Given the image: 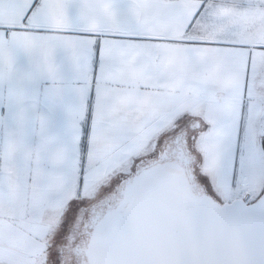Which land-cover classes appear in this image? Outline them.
I'll return each instance as SVG.
<instances>
[{"label": "crops", "instance_id": "obj_1", "mask_svg": "<svg viewBox=\"0 0 264 264\" xmlns=\"http://www.w3.org/2000/svg\"><path fill=\"white\" fill-rule=\"evenodd\" d=\"M262 55L264 0H0V245L48 236L85 159L126 167L135 122L187 118L205 192L255 201Z\"/></svg>", "mask_w": 264, "mask_h": 264}, {"label": "water", "instance_id": "obj_2", "mask_svg": "<svg viewBox=\"0 0 264 264\" xmlns=\"http://www.w3.org/2000/svg\"><path fill=\"white\" fill-rule=\"evenodd\" d=\"M124 196L99 221L91 264H264V194L209 202L171 158L140 171Z\"/></svg>", "mask_w": 264, "mask_h": 264}, {"label": "rangeland", "instance_id": "obj_3", "mask_svg": "<svg viewBox=\"0 0 264 264\" xmlns=\"http://www.w3.org/2000/svg\"><path fill=\"white\" fill-rule=\"evenodd\" d=\"M139 126L140 123L135 122L132 128V161L126 167L105 170L106 168L101 169L98 166V160L93 158L85 159L81 163V166H84L82 181L84 182L83 189L85 194L79 191L74 193L66 200V207L61 212H55L52 222L47 223L46 229L44 228L48 234L46 238L39 239L37 237L30 241H28L29 238L27 237L22 238V240H5L0 245V264H75L74 257L77 255V245L86 246L85 243L81 242L87 240L88 236L84 231L86 232L88 229L92 218L96 214L101 215L105 211H108V214L114 213L122 207L125 202L123 193L127 184L132 182L130 178L144 165L148 167V165L156 163L154 159H156L159 153V146L164 139L171 137L170 139H173V141L168 140L165 147H169L172 142H175L184 151L185 158H189L187 145L192 137L197 134L198 128L191 127V122L189 125L191 128H189L187 118L185 120L182 117L180 122H175L172 125L174 127L171 126L166 129H142ZM85 129L84 145L87 148V143L91 139L93 130L92 128ZM258 147L260 149L259 153L264 157V143L258 145ZM88 151L89 155L95 153L92 146ZM148 158L151 159L148 160ZM66 161L68 159L60 160L61 163ZM119 162L118 160L116 161V163ZM105 163L107 166L108 162ZM193 165L194 161L191 158L189 166L186 168L192 190L195 192L200 191L209 202L221 203L202 188L201 176ZM104 171L108 172L104 173ZM57 176L58 174L56 173ZM263 194L264 191L257 194L258 197H255L259 199ZM6 242L7 244H5ZM79 262H81V259H79Z\"/></svg>", "mask_w": 264, "mask_h": 264}, {"label": "flooded vegetation", "instance_id": "obj_4", "mask_svg": "<svg viewBox=\"0 0 264 264\" xmlns=\"http://www.w3.org/2000/svg\"><path fill=\"white\" fill-rule=\"evenodd\" d=\"M162 153H165V154H162ZM185 157L186 156L184 155V151L181 149L179 144H175V142H172L169 147H164L161 150V152L159 154H157L156 159H154L155 160L154 162L157 163V162H162V161L167 160V159L177 158L180 166L182 168H184L185 171L187 172V168L186 167L188 166V163L187 164L184 163ZM146 167H147V165H144L143 169H145ZM142 170L141 169L137 170V172H135V175L130 178V181L134 177H136V175L139 174V172L142 171ZM193 193H196V192L193 191ZM107 212L108 211H105L101 215L96 214L94 216L95 217L94 220H93L94 217L92 218L91 222L88 225V229L86 230V232L84 231V233H87V236H88L87 240L86 241L83 240L81 242L83 244L85 243L86 246L84 247V246H82V244L81 245H79V244L77 245V248H76L77 255H75V257H74V259H75L74 263L75 264H91V262H90V250H91V248L93 247V245L95 243V238L97 236V229L100 226L99 221L105 217V213H107ZM72 254H74V253H72ZM79 259H81V262H79Z\"/></svg>", "mask_w": 264, "mask_h": 264}, {"label": "trees", "instance_id": "obj_5", "mask_svg": "<svg viewBox=\"0 0 264 264\" xmlns=\"http://www.w3.org/2000/svg\"><path fill=\"white\" fill-rule=\"evenodd\" d=\"M170 138L171 137H168L167 139H164L162 142H161V144H160V148H159V153L161 152V150L165 147V144L167 143V141L168 140H170ZM189 146H190V150L194 153V157H192V161H194V169H195V165H196V162H197V158H196V152L192 149V147H191V141L189 142ZM157 152V153H158ZM158 153V154H159ZM151 158H148V160H150ZM147 160V159H146ZM191 161V160H190ZM190 161L188 162V166H189V163H190ZM141 162H143V161H141ZM141 162H139V163H141ZM153 165H149L147 168H151ZM143 168H144V166H143ZM143 168H141V170L143 169ZM138 170H140V169H138ZM123 197H125L124 196V193H123ZM196 200H197V198L195 197V195L193 196V201H195L196 202Z\"/></svg>", "mask_w": 264, "mask_h": 264}]
</instances>
